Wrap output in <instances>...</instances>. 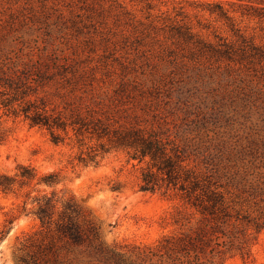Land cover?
<instances>
[{
    "label": "rangeland",
    "instance_id": "1",
    "mask_svg": "<svg viewBox=\"0 0 264 264\" xmlns=\"http://www.w3.org/2000/svg\"><path fill=\"white\" fill-rule=\"evenodd\" d=\"M0 33L67 64L50 69V110L156 132L216 201L204 218L177 191L141 190L151 159L114 133L77 136L69 120L56 142L0 109V175L36 174L0 189V264H264V0H0ZM43 196L77 202L100 237L59 239L35 215ZM206 222L204 250L176 257Z\"/></svg>",
    "mask_w": 264,
    "mask_h": 264
},
{
    "label": "trees",
    "instance_id": "2",
    "mask_svg": "<svg viewBox=\"0 0 264 264\" xmlns=\"http://www.w3.org/2000/svg\"><path fill=\"white\" fill-rule=\"evenodd\" d=\"M46 48L30 45L22 37L11 38L0 33V109L14 116H23L33 125L45 126L52 130L53 139L60 142L61 136L57 129L66 130L68 121L73 125L77 136L88 131L93 134L115 135L118 141L135 146L136 153L133 158H139L143 162L150 157V164L142 170L140 188L143 191H156L164 189L166 192L173 190L186 200L192 207L204 215L216 213L212 208L215 202L208 194V189L201 185L199 179L192 181L189 175L184 177L178 160H174L168 153L167 146L156 132L143 129L112 130L110 123L87 120L82 114L63 116L50 110L48 100L49 93L46 87L50 84V69L59 68L58 74H62L60 67L67 69V64L57 65L55 62L50 67V54H46ZM185 145L177 149V158L185 152ZM36 174L31 168L21 167L20 179L8 175H0V189L4 192L12 191L16 183L25 184L34 179ZM51 176L46 179L48 182ZM212 200L214 202H212ZM37 209L35 215L39 218L43 227L55 233L59 239L75 246H89L98 239L99 233L94 226H88L81 221L83 209L75 201H69L57 210L52 203L53 198L43 196L35 198ZM209 222H206L195 235H187L185 239L174 241L170 248L176 257L177 253L185 251L190 255L191 251L204 250V246L198 247L196 241L204 242ZM213 227V226H211ZM53 245H50V252ZM21 264H40L36 253L22 255Z\"/></svg>",
    "mask_w": 264,
    "mask_h": 264
}]
</instances>
